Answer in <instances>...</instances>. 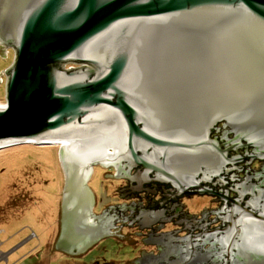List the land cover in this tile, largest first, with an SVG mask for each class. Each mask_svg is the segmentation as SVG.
I'll return each mask as SVG.
<instances>
[{
    "label": "water",
    "instance_id": "1",
    "mask_svg": "<svg viewBox=\"0 0 264 264\" xmlns=\"http://www.w3.org/2000/svg\"><path fill=\"white\" fill-rule=\"evenodd\" d=\"M7 48L15 61L5 71L0 151L67 143L62 252L77 255L104 234L131 244L95 224L103 219L92 214L87 181L96 166L138 167L132 182L192 193L199 175L211 181L229 159L211 138L223 122L264 160V0H0ZM246 196L230 201L228 229L218 230L232 242L247 216L264 228Z\"/></svg>",
    "mask_w": 264,
    "mask_h": 264
},
{
    "label": "flooded vegetation",
    "instance_id": "2",
    "mask_svg": "<svg viewBox=\"0 0 264 264\" xmlns=\"http://www.w3.org/2000/svg\"><path fill=\"white\" fill-rule=\"evenodd\" d=\"M236 137L235 130L227 122L220 123L211 134V138L228 153L229 159L218 176L211 177V181L206 182L204 174L197 177L202 188L213 192L210 195L197 193L201 187L177 196V191L169 185L150 181L141 186L131 178L140 176L142 170L138 167L131 170L127 164L120 171L115 170L116 166L94 167L90 178L105 176L111 179L112 184L108 185L113 186V193L116 188L113 195L111 192L104 197L100 190L99 198L92 194V214L103 219L96 220L95 224L103 228L110 226V233L125 231L133 238L131 248L134 252L125 264H264V228H260L253 217H246V234L235 230L236 240L233 242L226 233L218 232L228 229L230 201L239 195H248L245 200L258 204L259 212L264 214V160L255 157L257 148L247 146L246 142L236 143ZM97 170L99 173L95 176ZM150 178H155V175ZM107 187L104 185L103 188ZM149 212L157 215L150 217L146 214ZM224 220H227L226 224ZM61 230L55 248L61 240ZM103 236L93 240L77 255L62 253L82 257L108 239L110 234ZM49 246L50 243L47 248ZM229 247L230 256H226L224 253Z\"/></svg>",
    "mask_w": 264,
    "mask_h": 264
},
{
    "label": "rangeland",
    "instance_id": "3",
    "mask_svg": "<svg viewBox=\"0 0 264 264\" xmlns=\"http://www.w3.org/2000/svg\"><path fill=\"white\" fill-rule=\"evenodd\" d=\"M14 61L12 48L0 49V106L3 107L7 103L5 71ZM59 152V146L33 144L0 151V264H125L134 252L132 244L112 236L82 257H70L53 248L62 226L63 174ZM96 173L95 176L99 171ZM104 177L87 181L97 198L98 190L104 197L114 190L108 185L112 184L111 179ZM104 185L108 187L103 188ZM121 233L128 236L125 231Z\"/></svg>",
    "mask_w": 264,
    "mask_h": 264
},
{
    "label": "bare ground",
    "instance_id": "4",
    "mask_svg": "<svg viewBox=\"0 0 264 264\" xmlns=\"http://www.w3.org/2000/svg\"><path fill=\"white\" fill-rule=\"evenodd\" d=\"M23 144H27V145H30V144H33V145H38V146H43V147H56V146H59V147H61L62 146V144H64V145H67V143L66 142H63V141H61V143L59 142V143H57V142H55V143H49V142H46V143H40V142H29V143H17V144H13V145H10V146H8V147H3L4 149H9V148H14V147H17V146H20V145H23ZM113 152V150H111L110 149V153H112ZM61 252V251H60Z\"/></svg>",
    "mask_w": 264,
    "mask_h": 264
},
{
    "label": "built area",
    "instance_id": "5",
    "mask_svg": "<svg viewBox=\"0 0 264 264\" xmlns=\"http://www.w3.org/2000/svg\"><path fill=\"white\" fill-rule=\"evenodd\" d=\"M70 66H72V67H70ZM76 67H78V66L77 65H66V66H64V69L66 71L77 70Z\"/></svg>",
    "mask_w": 264,
    "mask_h": 264
},
{
    "label": "trees",
    "instance_id": "6",
    "mask_svg": "<svg viewBox=\"0 0 264 264\" xmlns=\"http://www.w3.org/2000/svg\"><path fill=\"white\" fill-rule=\"evenodd\" d=\"M60 225H61V223H60ZM60 230H61V228H60ZM58 233H59V232H58ZM58 233H57V234H56V236H55V239H56V240H57V238H56V237H57ZM54 248H55V245H54Z\"/></svg>",
    "mask_w": 264,
    "mask_h": 264
},
{
    "label": "crops",
    "instance_id": "7",
    "mask_svg": "<svg viewBox=\"0 0 264 264\" xmlns=\"http://www.w3.org/2000/svg\"><path fill=\"white\" fill-rule=\"evenodd\" d=\"M49 243H51V241H50ZM46 244H47V242H46ZM53 248H54V246H53ZM61 252H62V251H61Z\"/></svg>",
    "mask_w": 264,
    "mask_h": 264
}]
</instances>
